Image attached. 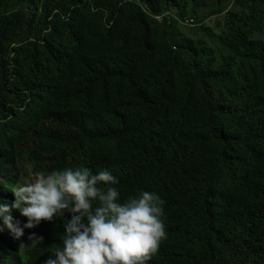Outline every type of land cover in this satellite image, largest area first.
<instances>
[{"label":"trees","instance_id":"1","mask_svg":"<svg viewBox=\"0 0 264 264\" xmlns=\"http://www.w3.org/2000/svg\"><path fill=\"white\" fill-rule=\"evenodd\" d=\"M263 32L264 0H0V203L28 166L108 171L160 197L146 264H264ZM69 219L4 226L0 264L55 257Z\"/></svg>","mask_w":264,"mask_h":264},{"label":"clouds","instance_id":"2","mask_svg":"<svg viewBox=\"0 0 264 264\" xmlns=\"http://www.w3.org/2000/svg\"><path fill=\"white\" fill-rule=\"evenodd\" d=\"M33 173L28 166L22 185L12 189L15 201L10 206L0 203V232L6 226L21 240L25 229L71 213L64 224L63 248L44 264H146L167 238L162 202L154 192L143 191L121 204L114 187L119 181L108 171L93 175L89 168L80 167ZM13 208L23 225L13 222Z\"/></svg>","mask_w":264,"mask_h":264},{"label":"built area","instance_id":"3","mask_svg":"<svg viewBox=\"0 0 264 264\" xmlns=\"http://www.w3.org/2000/svg\"><path fill=\"white\" fill-rule=\"evenodd\" d=\"M172 14L170 12H163L160 14H155V18L158 19L159 21H164V20H171ZM180 20L186 24V25H193L195 23V18L193 17H181Z\"/></svg>","mask_w":264,"mask_h":264},{"label":"rangeland","instance_id":"4","mask_svg":"<svg viewBox=\"0 0 264 264\" xmlns=\"http://www.w3.org/2000/svg\"><path fill=\"white\" fill-rule=\"evenodd\" d=\"M210 20H208V21H206V22H209ZM263 34V36H264V32L262 33ZM261 34V35H262ZM58 132H65L66 130H65V128L64 127H59L58 129Z\"/></svg>","mask_w":264,"mask_h":264}]
</instances>
